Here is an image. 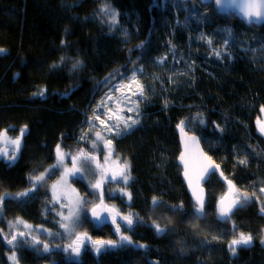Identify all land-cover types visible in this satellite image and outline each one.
Instances as JSON below:
<instances>
[{
	"label": "trees",
	"instance_id": "16d2710c",
	"mask_svg": "<svg viewBox=\"0 0 264 264\" xmlns=\"http://www.w3.org/2000/svg\"><path fill=\"white\" fill-rule=\"evenodd\" d=\"M190 4L191 9L198 8V22L186 9L176 7L173 13L162 8L160 0H0V138L5 135L13 141L27 126L17 158L10 162L11 153L0 156V195L8 194L0 204V264H13L9 259L12 247L5 237L12 227L21 228L17 218L52 233L62 230L59 214L64 212L53 204L50 194L58 168L27 197L17 199L16 193L31 188L29 178L55 163L57 144L72 155L81 150L92 155L79 135L105 82L128 72L135 62L152 69L153 58L166 53L168 45L192 48V53L174 58L183 62L186 56V62L191 63L185 85L171 92L176 84L172 75L165 90L150 94L143 128L114 145L133 170L131 209L144 216V222L158 219L172 226L165 236L155 239L160 263L207 264L200 258L204 256L200 249L198 258L191 254L187 261L175 252L181 241L192 242L191 228L196 229V224L215 225V229L222 224L211 216L205 219V214L200 218L193 213L192 200L178 175L175 128L184 121L186 130L199 135L207 154L222 166L235 186L243 184L250 191L253 183L264 185V139L258 132L264 114V25L255 26L247 35L254 25L247 27L231 14L220 15L211 4L204 6L198 0ZM108 5L114 17L103 9ZM203 8L210 10L207 15H202ZM228 20L243 32L238 48H231L236 60L217 65L199 57L200 52L195 51L199 33L212 30L211 21L218 24ZM77 61L80 63L74 68ZM41 90L44 95H36ZM172 152L170 161L166 155ZM241 160L247 163L241 164ZM233 171L235 174L229 175ZM70 183L89 199L91 193L82 179L71 177ZM206 187L213 194L226 190L217 175ZM154 196L168 205H178V198H182L185 210L169 211L163 205L150 210ZM262 206L264 198L256 193L249 205L238 208L234 215L236 228L250 229L256 240L264 231ZM87 224L84 217L81 225ZM144 232L143 238L134 236L133 240H154L149 229ZM257 248L254 246L249 255L242 249L245 255L239 263L264 264V248ZM17 256L18 264H48L51 260H56L54 264H76L62 254L56 259L26 244ZM214 260L209 264L225 261L221 256ZM79 264L148 263L131 248L111 252L99 262L94 257L84 258Z\"/></svg>",
	"mask_w": 264,
	"mask_h": 264
},
{
	"label": "rangeland",
	"instance_id": "374dc122",
	"mask_svg": "<svg viewBox=\"0 0 264 264\" xmlns=\"http://www.w3.org/2000/svg\"><path fill=\"white\" fill-rule=\"evenodd\" d=\"M160 3H161L162 8L164 7L168 8L169 10H172L173 13L177 11L176 7L183 8L184 10L186 9L187 12L191 13V14L188 13L191 19H194L197 22L199 20L198 17L199 18L201 17V15L199 14V11L197 10L198 8L196 9L190 8L191 0H160ZM103 9L109 15H111L110 13L113 12L111 6L109 5L107 7H103ZM209 11L210 10L208 8L206 9L203 8L201 13L202 15H207ZM228 16H231V15H228ZM229 21L230 20H228L227 23L219 22L218 24H217V21H214V22L211 21L210 23L212 24L211 26H213V29L207 33H199L200 38L197 39L198 41L196 43V44L199 43L197 50L194 48L196 52H200L198 54L199 57L205 60L211 59L217 65H222V63L230 64L231 62H234L236 60L235 55L232 52L231 48L232 47L235 49L238 48L241 42L240 39L243 36V32H241L240 29L234 27ZM254 27L255 26H251L252 29H250L249 32H246L247 35H250L251 32L255 31ZM204 36H208V38L204 39L203 38ZM167 49L168 50L166 51V53H161L159 55H156L153 58V61L151 62V64H153L152 69L147 68L142 63L135 62L134 66H132L128 72H125L119 77H115V79H110L107 82H105L103 90L101 91L99 96L95 99L93 105L90 108V112L86 115V124L83 127L82 132L79 135L80 140L88 144L89 148L94 149L95 152L96 150L101 149L102 151L104 150V152L107 153L108 151L107 146H106L107 141L111 140V143L114 145L118 140H125V138L128 137L131 133L143 128L142 126H143V121H144V117H143L144 108L147 106L148 100L151 99L150 94H154L158 92L160 88L165 90V86L168 87L169 85L167 80L171 81L172 75H175L174 80H176L175 81L176 84H175V88L171 89V92H176L179 89L177 87L181 86L182 88V86L185 85L186 73H187V76H189V70L191 69V63L188 64L186 62L187 60L186 56L183 60L184 63L179 58L177 60H174V58L177 57L178 55H188L192 53L191 51L192 48L187 47L186 49L182 50V48L179 49L178 47H175L173 45L172 46L168 45ZM217 53H219V55H217ZM133 73H135L136 81H138L139 84L144 86V96L143 97L139 95H132L133 92L137 91L136 83H131V86L129 88V84L131 82V78L133 77ZM160 76L161 77L164 76L166 80L163 81V77H162L159 81H157L160 78ZM109 97H111L110 100H109ZM101 101H104V103L102 106L98 107V105H101ZM135 102H138L139 104L138 109L136 108ZM129 108H132L133 111L129 112L128 111ZM96 116H99V119H95ZM129 117H131L132 119L138 120L139 123L132 125V127L129 128L126 132H121L120 135H117L116 129L113 126L116 124H119L120 128L122 129L124 127L125 122L130 123V121L128 120ZM101 121H103L104 123H101ZM109 127H113V130L109 131L108 130ZM97 132L101 133V135L103 136V139L98 140L96 138ZM82 137L84 138L82 139ZM94 144L95 146H93ZM65 153H68V152H65ZM68 154L69 155L65 156L63 166L58 167L57 177H55V179H53V181L50 184L51 185L50 194L52 195V202L53 204L62 208L64 212L63 215L65 216L68 215V208L66 206H63L67 204V200H64L63 196L67 195L71 199L75 197L76 193H78L80 197H84L82 196V194H80L79 191H77V189L73 186V184L70 183L71 177L68 179L67 184H58V182L60 181V177L64 171V168L72 167V157L75 155H72L70 153ZM168 154L169 155H166V157L167 156L170 157L174 155V152H172V154L171 153H168ZM119 157L121 158L120 155ZM96 159H97L96 161H98L99 159L101 167L104 166L107 170H109L110 168L113 169L114 162L112 160V154L100 156L99 158L96 156ZM170 159L171 157L169 158V160ZM96 161L88 164L83 173L77 174L76 177H72V178H80L87 184V189L90 191L92 195V196L90 195L91 197L90 199H87L88 203L92 200L96 201L97 197L99 196L98 189L94 190L91 187V185L94 184L98 179H101V176H99V173L97 172L98 169L96 167V163H97ZM172 165H173V162H172ZM117 168H120V162L117 163ZM129 170H130V176H131L130 180L131 181H127V183L124 182L121 185L116 183L120 191L121 189H123V192H126L125 190L129 191V188L131 189V187H133V183L135 182V180H134L133 170L132 168H130V166H129ZM234 174H235L234 171L232 173L231 172L229 173V175H232V176ZM53 185H57L56 197H58L59 199L54 200L53 187H52ZM110 185H112L113 188L110 187ZM240 185L241 187L237 185V192L241 194H246L249 197L248 203L242 208L249 205L250 201L252 200L253 194L256 195L257 193L258 195L264 198V192L261 191V189H264V185L253 183L250 191H248L249 190L248 188H245V185L243 184H240ZM211 186L212 184H210L208 187L210 188ZM71 189H75L76 193H73ZM253 190H255L256 193H253L252 192ZM104 191L110 193V195L108 196V201L110 203L117 205L116 196H114L113 198L112 197L110 198L112 193L116 195L115 181H108L107 184L105 185ZM224 192H225V189L222 190L221 192H216L215 194L209 191L208 198L211 204L204 211L205 219H207V216L208 217L211 216V218H213L212 212H214L215 214V211H216L213 208V204L214 202H216L217 197L223 194ZM250 192H251V195H249ZM178 199L181 201L182 198L181 199L178 198ZM131 201L132 203L130 207L133 205V202H134L132 200V196H131ZM88 206L89 204L88 205L86 204L85 209L81 211L80 222L79 224L73 226L71 232L65 231L62 228V230L59 233H53L54 235H49L48 233L50 231L46 230L43 227L35 226L29 222L28 223L22 222L20 223L21 228L20 227L14 228L15 227L14 226L11 228V230L7 231L6 237L9 238L10 237L9 234L10 233L12 234L13 231L15 232L25 231L27 234H31L32 236H35V237L42 236L46 240H55L57 242L62 241V245L68 244L69 242L68 239L73 237V235L76 234L79 226H81V222L83 218L86 216L85 210ZM152 206L153 205H151V207ZM130 213H134V212L128 211L127 215ZM216 220L218 219L216 218ZM233 220L234 219L232 217L224 221L218 220L219 222L222 223V224L216 225L218 229L214 228L215 225L211 226L210 224H207V226L205 225L200 226L199 224H196V229L191 228L192 240L190 241L192 242L181 241V245L178 246L175 252L179 253L180 258H182L184 261L185 260L187 261V259L190 258L191 254H194L195 258H198V256L202 254L199 251L200 249L204 253V256L202 255L200 256V258H203V261H206L207 264H209V262H214L215 261L214 259H217L219 256H221V258L225 260V261L220 262L222 264H226V263L227 264H240L239 262L243 261L245 251H241L242 248H240V249H237L236 254L233 255V253L231 252L229 248L230 240L227 239L230 234L233 235L231 237H237L238 234L240 233V232L237 233L236 228H235L236 223ZM228 221L232 223L234 231L233 229L230 230L229 224L228 225L226 224ZM25 224L29 225L30 227H25ZM221 227L224 228L225 230L224 231L220 230ZM169 228H171V226H169ZM237 229L239 228L237 227ZM26 245L29 246L31 244H26ZM256 245L260 249L262 248L261 238L260 240H256L255 237L253 236V244L243 248V250H246L249 255V252H251V250L254 249V246ZM8 246L12 247L11 245H8ZM104 257L106 256L103 255V257L101 258L103 259ZM48 264H54V261L51 260V262Z\"/></svg>",
	"mask_w": 264,
	"mask_h": 264
},
{
	"label": "snow or ice",
	"instance_id": "6c2138e0",
	"mask_svg": "<svg viewBox=\"0 0 264 264\" xmlns=\"http://www.w3.org/2000/svg\"><path fill=\"white\" fill-rule=\"evenodd\" d=\"M228 2L233 5L234 7L239 9V12L249 20V22H255L258 20H264V0H228ZM215 3L217 5H222V0H215ZM115 16V13L112 12L110 13ZM115 22V21H113ZM227 43V41H226ZM2 51V50H0ZM219 55V53H217ZM80 62L77 61L76 64L73 65V67H77V65ZM131 83H136L137 84V91L133 92L132 95H139L141 97L144 96V86L139 84L138 81L135 79V73H133V77L131 78V82L129 84V88L131 86ZM36 95H44V91L41 90L40 92L36 93ZM111 97H109V100ZM104 101H101V105H98V107L102 106ZM136 103V108L138 109L139 104L138 102ZM129 112L133 111L132 108L128 109ZM95 119H99V116H96ZM130 123L125 122L124 127L121 129L119 124L114 125L113 127L116 129V134L120 135L121 132H126L129 128L132 127V125H135L139 123L138 120L132 119L131 117L128 118ZM203 122V121H201ZM101 123H104L101 121ZM25 128L21 129V136L17 137L15 140L10 141L11 144H14L15 150L11 153V155H8L5 153V155H8V160L14 161L17 156V152L20 149L21 146V138L26 130ZM113 127H109L108 130L112 131ZM178 127L181 129V132H184L185 128V122L181 121L180 125ZM260 131L264 133V127L260 128ZM84 137H82L83 139ZM96 138L98 140L103 139V136L101 135L100 132L96 133ZM193 141L196 140V137H191ZM111 145V140L107 141L106 146ZM95 146V144L93 145ZM69 155L68 153L63 152L61 145L57 144L56 145V163L52 164L49 166V168L45 169V172L41 173L39 176H32L30 177V181L32 182V187L28 188L24 191L17 192L16 193V198H24L27 197L30 193L38 190L39 183L42 181L45 176H51L55 174V171L57 170L58 167L63 166L64 164V159L65 156ZM181 159H183V153L181 154ZM209 161H211V158H207ZM96 157L90 155L89 153L84 152L81 150L77 155L72 157V167L71 168H64V171L60 177V181L58 184H67V181L70 177H76L77 174L83 173L89 163L95 162ZM241 164L247 163L246 160H241ZM97 169L101 167L99 163H96ZM219 166L215 165L213 166L211 163L205 166L203 172L201 175L198 177V182L200 180L205 179V173L211 174L215 169H218ZM223 176V173H221ZM185 176L187 178L188 174L187 171L185 172ZM117 177H121L125 183H127L129 179V175L127 174V166L121 168L118 172H115L112 174L111 179L116 180ZM107 174H105L104 177L101 179H98L94 184L91 185V187L95 189H100L101 190V195H100V204L93 205L91 209H87V211L91 212V216L95 222H102L103 220L106 219V217L102 216V213L110 211L103 205V190H102V185L106 182L107 180ZM229 185V191L233 192V197L230 200H227L225 198H221V200L218 202V215L221 219H230L231 215L234 213V211L238 208H241L245 206L248 201L249 197L246 194H241L239 192H234V185H232V181L228 180L227 181ZM189 186L191 187V181L189 182ZM53 197L55 199H59L56 197V188L57 185H53ZM73 193H76L75 189H71ZM123 191V189H121ZM202 191V190H201ZM262 192H264V189H261ZM127 194V193H125ZM195 195V192L193 193ZM8 194L5 193L3 195H0V204H2L3 200ZM227 196V194H226ZM129 198L131 199V196L129 195ZM64 200H67V204L63 205L68 208V215H63V213H60L59 215L61 216V222H60V227L63 228L65 231L71 232L73 226L79 224L80 222V216H81V211L85 209V205L88 203L87 199L85 197H80L78 193L75 194L74 198H69L67 195L63 196ZM152 205L154 207H160L163 205L167 210L169 211H181L183 210V204L180 205H168L166 202L162 200L160 197H152L151 201ZM204 210H205V200L204 197L201 195L197 197L196 204L194 205L193 208V213L196 215H204ZM261 215H264V206L261 207L260 209ZM117 216H119V213L117 212L116 215L112 217V223L116 224V232L120 234L119 240H96V241H91V237L88 236L87 233H82L77 236L76 240L77 242H74L71 245H67L64 250L65 252H68L70 250L71 254H74L76 258H79L82 252L86 249L87 247V242L91 241L93 248L95 250V253L97 256L102 255L104 252H106L109 249L112 248H117V247H128L132 246L134 249L139 248V249H144L147 248V245L143 244H134L133 241L129 236L121 234V229L120 225L117 223ZM135 217V219H134ZM122 220L126 221L127 227L131 228L132 225L136 222V220H140L141 218L136 215L135 213H130L128 215L120 217ZM17 223H21L22 221L17 218ZM157 233H166L169 231L167 227H162L159 223L153 222L152 225ZM25 227H30L29 225L25 224ZM49 235H54L53 233L49 232ZM10 238L5 237L7 240V244L11 245V251L12 255L9 257V259L13 262V264H18V256L17 252L24 247L25 244H31L34 250L37 252H44L48 253L50 252V245L48 243H44L41 241L38 237H31V239L28 238V235L24 232H18L16 234H9ZM253 243V236L252 234H246L244 232H240L238 236L234 239H232L229 243V248L233 255L236 254L237 252V247L238 246H249ZM262 243H264V240H262ZM42 245V249L41 246ZM59 247V246H57Z\"/></svg>",
	"mask_w": 264,
	"mask_h": 264
},
{
	"label": "flooded vegetation",
	"instance_id": "af4514ba",
	"mask_svg": "<svg viewBox=\"0 0 264 264\" xmlns=\"http://www.w3.org/2000/svg\"><path fill=\"white\" fill-rule=\"evenodd\" d=\"M263 118V116H262ZM262 118L260 119V123L262 121ZM260 123L258 122V132L260 133L261 137L264 139V133H262L260 131ZM15 145H11V146H8L7 148V151L6 153L7 154H10L14 151L15 149ZM107 153L104 152V150L102 151L101 149H98L96 150V152L94 151V149L92 148H89V151L93 152L92 153V156L95 155V157L97 156L98 158L100 156H105V155H109V154H112V160H113V169L110 168L109 170H107L104 166L103 167H100L97 172L99 173V176L104 177L105 174H107V180L106 182L102 185V190H103V205L106 207V208H110L108 212H104L102 213V216L106 217L104 221V224L101 226L100 224L94 222L91 218H90V214L89 212L90 211H87V209H91L93 207V205H96V204H100V195H101V190L98 189V193H99V196L97 197V200L96 201H90L88 204L89 206L86 208L85 210V214H86V218L88 219V224L87 226L83 227V225L79 226V228L77 229V232L76 234L73 235V237H71L70 239H68V244H65V245H62V241L60 242H57L55 240H46L44 239L42 236L41 237H38L41 241H43L44 243H48L50 244V252L49 255L52 256L53 258H56V259H59L57 257V255H61L62 254V257L63 258H66L67 260H74L76 264H79L81 263V261L84 259V258H89L90 260L93 259V257L96 259V261H100L103 257V255H107L109 253H114V252H118V251H122V253L124 251H127V250H130L131 248H133L132 246H128V247H117V248H112V249H109L107 250L106 252H104L102 255L100 256H97L96 253H95V250L93 248V245L91 243V241H96V240H119V236L120 234H118L116 232V224H113L112 223V217L114 215H116V213L118 212L119 213V216H117V223L120 225V229H121V234L123 235H126V236H129L131 238V240L133 241L134 244H143V245H147V248H144V249H139V248H136L135 251H138V253L144 258L145 262H147L148 264H162L160 263V260L158 258V251H159V246H158V243L155 242L156 238L158 239V237L160 236H165V234H167L168 232L166 233H157L155 228L152 226L153 225V222H157L159 223L162 227H167L169 230V224H166L164 221L161 222L159 221L158 219H154V221H152L151 219H149V221H146L144 222V216H140L138 212H135L133 211V208L131 209L130 205L132 203L131 199L129 198V195L130 196H133V192L132 191H128V190H125L126 192H123V191H120L119 188L117 187L116 183L118 184H123L124 183V180L121 178V177H117L116 180H112L111 179V176L113 173L115 172H118L121 168L127 166V174L129 175V179L128 181H131L130 178V170H129V165L126 163V161L124 159H122V156L121 154H118V152L115 150V145H113L111 143L110 146H107ZM5 151V150H4ZM119 155L121 156V158L119 157ZM97 160V159H96ZM99 160V159H98ZM120 162V168H117V163ZM100 164V161L98 162ZM90 164V163H89ZM116 166H115V165ZM178 166V165H177ZM179 168V171H178V175L180 176V173H181V168L178 166ZM223 169V168H222ZM224 173V171H223ZM213 175H217L216 173L215 174H212L210 175L211 177ZM224 176H226L224 174ZM219 177V176H218ZM228 179H230L229 177H227ZM220 179V178H219ZM182 180V178H181ZM221 180V179H220ZM231 180V179H230ZM108 181H115V192H116V195H114V193L111 194L110 198L116 196V202H117V205L113 204V203H110L108 201V196L110 195L109 192H106L104 191L105 190V185L107 184ZM209 181V180H208ZM207 181V182H208ZM222 181V180H221ZM206 182V183H207ZM223 182V181H222ZM233 182V181H232ZM183 183V182H182ZM206 183H205V187H206ZM234 183V182H233ZM224 184V183H223ZM235 185V184H234ZM225 186V184H224ZM110 187L113 188L112 185H110ZM207 188V202H206V205H205V210L206 208L211 204L210 201H209V190H208V187ZM90 192V191H89ZM127 193V194H125ZM91 197H89L90 199ZM219 198V197H218ZM217 198V199H218ZM93 199V198H92ZM216 199V201H217ZM193 203V202H192ZM215 203L213 204V208H215ZM87 204V205H88ZM180 204H183V210H181V212H184V201H180L178 203V205ZM154 206H152L150 209L152 210ZM194 207V203L192 205V209ZM130 208V209H129ZM204 210V211H205ZM238 210V209H237ZM236 210V211H237ZM128 211L130 212H134L136 215H138L141 219L140 220H136V222L132 225L131 228H128L127 227V224H126V221L122 220L120 217L124 216V215H127ZM236 212H234L231 217L234 219L233 221H235V215ZM200 218H202L203 216L201 215H198ZM213 218H215V215L213 216ZM135 219V217H134ZM216 219V218H215ZM165 223V224H163ZM224 223V222H223ZM227 225L229 224L230 225V230L233 229V225L230 221H228L226 223ZM143 226V227H141ZM172 227V226H171ZM147 229H149L150 232H152L153 234V237H154V240L150 241V242H142L140 240H133L134 239V236H138L139 238H143L144 236V231ZM236 228V226H235ZM142 229V230H141ZM234 231V229H233ZM236 231L237 233L239 232H244L246 234H252L251 230L249 229H246L244 231H242L240 228L237 229L236 228ZM82 233H87L89 237H91V241H88L87 242V247L86 249L82 252V254L80 255L79 258H76L74 256V254H71L70 250L68 252H65L64 248L67 246V245H71L73 244L74 242H77L78 241L76 240L77 236L82 234ZM233 236L232 234L229 235V237L227 239H229L230 241L236 237H231ZM31 235L29 234L28 238L31 239ZM261 237V246L262 248H264V243H262V240H264V231H262V235L259 236ZM260 240V239H259ZM51 241V242H50ZM253 244V243H252ZM59 246V247H57ZM250 246V245H249ZM42 247V245L40 246ZM247 247V246H246ZM240 248H245L244 246H238L237 249H240ZM134 249V248H133ZM150 249V250H149ZM54 262L56 260H53Z\"/></svg>",
	"mask_w": 264,
	"mask_h": 264
},
{
	"label": "water",
	"instance_id": "95a60500",
	"mask_svg": "<svg viewBox=\"0 0 264 264\" xmlns=\"http://www.w3.org/2000/svg\"><path fill=\"white\" fill-rule=\"evenodd\" d=\"M198 1L203 5L211 4L213 8L216 10V12H218V14L220 15H224V16H228L229 14L233 15L237 19L241 20L242 23L247 27H249V25H254V26L264 25V20L249 22V20L239 12V9L231 5L228 2V0H222V5H217L215 3V0H198ZM178 125H180V123H178L175 128L177 142L179 146V152L176 156L177 157L176 162L177 165L181 168L180 178H182V182L184 187L186 188L187 194L189 198H191L194 205L196 204L197 197L202 195L204 197L205 205H206L207 188L205 187V183L210 179L211 177L210 175L216 173L217 176H219V178L223 181L225 186H227L226 191L220 196V198L216 201L215 204V208H216L215 218H217L220 221H224L226 219H221L219 217L217 209H218V202L221 200V198H225L227 201L233 197V192L229 191V185L227 183V181L230 179H228L227 176H224L222 166L219 163H217L215 160H213L210 155L207 154V152L204 149V145H202L201 143V139L199 135L195 133H190L188 130H186V128H184V132H181V129L178 127ZM260 127H264V114L262 121L260 123ZM193 136L196 137L195 141L191 139V137ZM10 141L12 140L8 139L5 135H3L0 138V146L2 147V150L0 151V156L5 155L8 149L7 147L13 145L10 143ZM182 153H183V159H181ZM208 157L211 158V161L207 159ZM209 163H211L213 166L218 165L219 168L215 169L210 175L205 173L206 178L198 182V177L203 172L205 166L208 165ZM186 171L188 174L187 178L185 176ZM221 173H223V176L221 175ZM190 181H191V187L189 186ZM232 185H234L233 182ZM233 191L237 192V186L234 187ZM194 192L195 195L193 194ZM89 214H90V218L93 220L91 216V212H89ZM96 223L102 226L104 224V221L96 222Z\"/></svg>",
	"mask_w": 264,
	"mask_h": 264
}]
</instances>
